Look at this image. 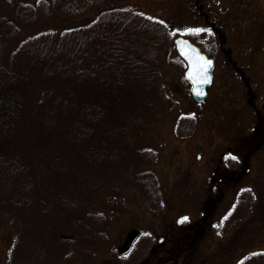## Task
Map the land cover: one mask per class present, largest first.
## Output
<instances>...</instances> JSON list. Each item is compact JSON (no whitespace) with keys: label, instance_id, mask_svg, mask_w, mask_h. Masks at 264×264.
Wrapping results in <instances>:
<instances>
[{"label":"trees","instance_id":"16d2710c","mask_svg":"<svg viewBox=\"0 0 264 264\" xmlns=\"http://www.w3.org/2000/svg\"><path fill=\"white\" fill-rule=\"evenodd\" d=\"M132 1L0 0V264L73 263L82 251L104 247L106 233L91 210L108 194L132 190L148 209L163 208L151 170L157 157L142 140L171 106L162 55L175 54L181 35ZM201 4L194 1L199 14ZM185 38L213 58L212 49ZM169 65L181 74L175 59ZM246 85L251 93L250 79ZM195 127L185 117L178 137ZM241 178L213 184L223 194ZM254 200L242 191L226 225L250 216ZM239 264H264V253Z\"/></svg>","mask_w":264,"mask_h":264},{"label":"rangeland","instance_id":"374dc122","mask_svg":"<svg viewBox=\"0 0 264 264\" xmlns=\"http://www.w3.org/2000/svg\"><path fill=\"white\" fill-rule=\"evenodd\" d=\"M194 1L131 2L143 14L165 21L172 33L191 36L203 48L212 49L215 61L209 99L197 105L190 97V86L171 70L169 61L176 59V53L170 58L167 53L162 55L171 106L163 122L142 143L157 157L151 170L163 194V208L148 209L132 190L101 197L91 212L103 226L106 245L82 251L73 263L55 259L50 264H239L249 254L264 253V0H201V14ZM204 13L209 23H205ZM194 29L206 31H190ZM217 32L225 37L222 47ZM210 36L213 44L208 42ZM185 117L194 119L195 130L191 136L178 137V125ZM253 141L260 143L251 144ZM256 146L258 150L251 153ZM240 174V180L229 181L223 188L224 196L210 214L220 196L214 181L218 185V181ZM244 190L255 198L250 216L226 225ZM183 217L189 220L181 223ZM199 229L201 236L193 241L191 236L200 233ZM134 233L142 245L131 259L127 255L137 241L129 251L125 245ZM3 237L4 233L0 260L6 251ZM174 247L178 256L171 262Z\"/></svg>","mask_w":264,"mask_h":264},{"label":"water","instance_id":"95a60500","mask_svg":"<svg viewBox=\"0 0 264 264\" xmlns=\"http://www.w3.org/2000/svg\"><path fill=\"white\" fill-rule=\"evenodd\" d=\"M175 50L187 65L185 79L192 87L191 97L193 101L197 104L205 102L209 96L208 90L213 80V60L208 59L195 45L183 38L175 41ZM200 57H203L204 60L211 61L209 66H205V71L200 70L203 66L199 60Z\"/></svg>","mask_w":264,"mask_h":264},{"label":"flooded vegetation","instance_id":"af4514ba","mask_svg":"<svg viewBox=\"0 0 264 264\" xmlns=\"http://www.w3.org/2000/svg\"><path fill=\"white\" fill-rule=\"evenodd\" d=\"M228 64V63H227ZM181 69H183V64H182V66H181ZM234 70L236 71V72H238L239 74H240V72L234 67ZM249 107L250 108H253L254 107V104H251V102H249ZM257 116H258V118H260V120H262L261 119V114H260V112L258 111L257 112ZM262 127V126H261ZM261 127H259V129H261ZM258 135V131H257V134H256V136ZM256 140H258V138L256 137L255 138ZM255 142H259V141H253L251 144H253V143H255ZM260 143V142H259ZM255 149H257L258 150V146H256V148ZM218 192H220V190L218 191ZM210 213H211V209H210ZM213 213V212H212ZM199 227V226H198ZM199 231H200V233H198L197 235H195L194 237L193 236H191L192 238H193V241H195V240H197L198 238H200V236H201V229H199ZM137 236H138V234L137 233H134V234H132L131 235V242H129V243H127V245H125V247H126V249H127V251H129L132 247H133V245L136 243V241H138L139 239H140V237L139 238H137ZM157 236H159V235H157ZM162 236H163V238L165 237V235H163L162 234ZM189 238V237H188ZM187 238V239H188ZM177 244L175 243V246H176ZM134 251V250H133ZM173 251H176L175 250V247L173 248ZM132 252V251H131ZM130 252V253H131ZM120 255H123V254H120ZM136 256V251H135V253H133V254H131V255H127V256ZM125 258H127V257H125ZM170 262V261H169ZM164 264V263H163Z\"/></svg>","mask_w":264,"mask_h":264},{"label":"snow or ice","instance_id":"6c2138e0","mask_svg":"<svg viewBox=\"0 0 264 264\" xmlns=\"http://www.w3.org/2000/svg\"><path fill=\"white\" fill-rule=\"evenodd\" d=\"M191 32H194V33H199V32H202V31H206L205 29H194V30H190ZM210 31V30H208ZM199 60L202 62V67H201V71H205V66H209L211 64V61H207V60H204L203 57H200ZM206 78V77H205ZM233 160H236L237 157L235 156H232L231 157ZM189 218L188 217H183L182 220L180 221L181 223H184L185 221H188Z\"/></svg>","mask_w":264,"mask_h":264}]
</instances>
